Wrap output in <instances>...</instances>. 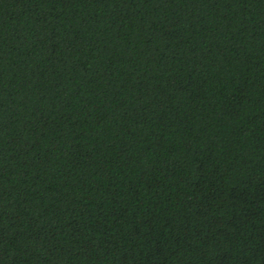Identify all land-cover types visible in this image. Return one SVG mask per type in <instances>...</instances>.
Listing matches in <instances>:
<instances>
[{"label":"trees","instance_id":"trees-1","mask_svg":"<svg viewBox=\"0 0 264 264\" xmlns=\"http://www.w3.org/2000/svg\"><path fill=\"white\" fill-rule=\"evenodd\" d=\"M0 264H264V0H0Z\"/></svg>","mask_w":264,"mask_h":264}]
</instances>
